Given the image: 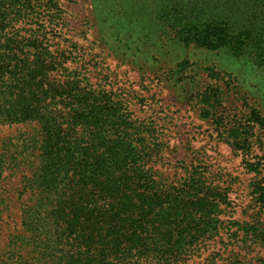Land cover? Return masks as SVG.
<instances>
[{"label":"trees","instance_id":"16d2710c","mask_svg":"<svg viewBox=\"0 0 264 264\" xmlns=\"http://www.w3.org/2000/svg\"><path fill=\"white\" fill-rule=\"evenodd\" d=\"M133 1L121 5L131 3L137 9L133 17L124 7L107 21L121 20L122 28L111 32L125 48L147 19ZM139 1L151 10L147 33L171 34L184 47L227 52L246 67L248 87L254 73L264 70V0ZM31 10L21 0H0V124L35 123L40 134L27 186L34 203L25 225L46 246L59 247L57 264L178 262L216 232L221 200L200 179L186 181L178 194L159 187L144 168L145 136L124 119L118 104L95 90H81L78 81L56 79V59L35 38L17 39L12 28ZM25 45L31 50L24 51ZM186 66L176 65L178 71ZM259 80L261 93L264 80ZM199 97L203 115L210 117L220 92L208 87ZM247 121L230 130L234 144L250 133L252 123L264 128L260 110L251 109ZM3 167L0 156V176ZM255 192L264 212V185Z\"/></svg>","mask_w":264,"mask_h":264},{"label":"rangeland","instance_id":"374dc122","mask_svg":"<svg viewBox=\"0 0 264 264\" xmlns=\"http://www.w3.org/2000/svg\"><path fill=\"white\" fill-rule=\"evenodd\" d=\"M134 1L147 19L129 48L111 32L122 28L121 20L107 23L124 7L130 17L136 13L131 3L121 6L122 0H21L32 10L12 29L17 39L35 38L56 59V79L78 81L81 90L118 104L124 119L145 136L144 168L159 187L178 194L186 181L200 179L221 200L216 232L173 264H264V212L255 192L264 185V128L252 123L238 144L229 137L232 128L248 126L251 109L264 119V90L255 84L264 80V70L246 86V67L227 52L184 47L171 34L147 33L151 10ZM183 61L187 66L178 71ZM208 87L221 95L210 117L199 103ZM39 143L35 123L0 124V264H57L59 247L46 246L25 225L34 203L27 186Z\"/></svg>","mask_w":264,"mask_h":264}]
</instances>
